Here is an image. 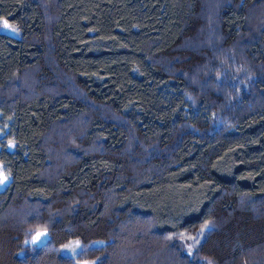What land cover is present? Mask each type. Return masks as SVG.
<instances>
[{
  "label": "trees",
  "instance_id": "1",
  "mask_svg": "<svg viewBox=\"0 0 264 264\" xmlns=\"http://www.w3.org/2000/svg\"><path fill=\"white\" fill-rule=\"evenodd\" d=\"M0 131V264H264V0H0Z\"/></svg>",
  "mask_w": 264,
  "mask_h": 264
},
{
  "label": "rangeland",
  "instance_id": "2",
  "mask_svg": "<svg viewBox=\"0 0 264 264\" xmlns=\"http://www.w3.org/2000/svg\"><path fill=\"white\" fill-rule=\"evenodd\" d=\"M4 133L0 131V140L3 138ZM5 149L9 152L13 151L14 143L12 141H6L4 145ZM1 149V146H0ZM5 177L7 179H5ZM9 183V178L5 175L3 167L0 165V191H2ZM47 239V234L43 231H39L31 238L27 239L24 244L30 246H38L44 243ZM94 246L101 245V243H94ZM80 250V244L78 242H72L61 248L60 253L64 256H74ZM80 264H93V263H80Z\"/></svg>",
  "mask_w": 264,
  "mask_h": 264
},
{
  "label": "snow or ice",
  "instance_id": "3",
  "mask_svg": "<svg viewBox=\"0 0 264 264\" xmlns=\"http://www.w3.org/2000/svg\"><path fill=\"white\" fill-rule=\"evenodd\" d=\"M4 27H8V25H7V23L5 22V25H4ZM5 179H7L6 177H5Z\"/></svg>",
  "mask_w": 264,
  "mask_h": 264
}]
</instances>
